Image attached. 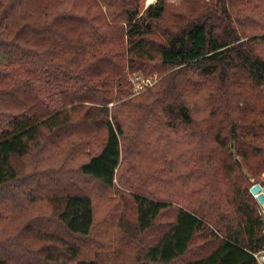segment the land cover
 <instances>
[{"label": "trees", "instance_id": "16d2710c", "mask_svg": "<svg viewBox=\"0 0 264 264\" xmlns=\"http://www.w3.org/2000/svg\"><path fill=\"white\" fill-rule=\"evenodd\" d=\"M140 2L0 0V264L122 260L111 223L131 264H258L264 0ZM128 71L159 79L131 95ZM92 182L120 209L100 218ZM49 237L71 260L38 245Z\"/></svg>", "mask_w": 264, "mask_h": 264}, {"label": "rangeland", "instance_id": "374dc122", "mask_svg": "<svg viewBox=\"0 0 264 264\" xmlns=\"http://www.w3.org/2000/svg\"><path fill=\"white\" fill-rule=\"evenodd\" d=\"M154 1L155 0H141L140 6H139L140 11L142 12L151 2H154ZM0 59H3V55L1 53H0ZM136 73L142 77L149 78L152 81V83L147 85L144 89L136 92L134 90L136 83L134 81H132V78H133L135 73L128 71L126 73V75H127V80L130 81L132 84V94L131 95H135V94H138V93L144 91L145 89L150 87L152 84H154L155 81H157L159 79V76H157V74L145 75V74H142L141 72H136ZM112 103L113 102H110L108 105L111 106ZM27 159L28 158H26V159H19L18 158L15 160V164H16L17 168H20L21 173H27L30 170V167H27V164H28ZM247 178H248L247 191L250 194H251L250 187L254 183L260 184V186L262 187V190L264 191V168L261 169L256 175L248 174ZM93 183L94 182H92V184ZM167 188H169V187L165 186L162 188V190L164 192L162 197L171 198V196H170L171 192L176 193V190H175V188H173V189L171 188V191L169 192V190H167ZM83 189L87 190V191H90L92 189L91 191L94 194L95 207H96V209H98V211H97L98 216L100 214H102L103 212H106V211H103V209L105 207L111 206L110 204H113V205L116 204L114 200L109 201L107 199L108 194H105V189L101 188V186H99L96 183H94L91 186L84 187ZM27 195H28V193H26V190H24V192L21 193L18 189H16L15 194L12 195V202L17 203V207H19L20 204L23 206V205H25V202L27 203L29 201L27 198ZM48 196H50V195H48ZM40 201L42 204L46 203L45 198H40ZM255 201H256V199H255ZM36 202H39V201L37 200ZM256 203H257V208L259 209L258 202L256 201ZM35 206H38V207L32 208V210H31L32 212H30V216H32V215L34 216V215L38 214V216L35 217V221L42 223V218L45 217L47 214H49L50 211L46 207H43L42 205L37 204ZM115 206H117V208L120 209V204H118V205L116 204ZM118 214H120V213H118ZM112 216H116V214H113ZM172 216H173V213L168 212L167 216L164 217L163 221H165V219L171 218ZM100 218H101V215H100ZM100 218L98 219L99 221H100ZM112 220H114V219H112ZM103 222H105V221L103 220ZM43 223H45V222H43ZM103 228L106 229L105 233L108 236H110L111 238H116L117 243L120 245V248L122 250V260H118L115 256L109 257L107 255V252H105V253L96 252V256L98 258L100 257L99 261L102 264H131L132 262H134V255L130 254L128 250H127L128 252H126L124 250V247L126 246V242H128V234L121 228L116 229L112 223L109 226L108 225L103 226ZM130 228H131V226H130ZM102 229H101L100 224L97 222V224H96V226L92 232V233H94L93 237H97V235L100 234L99 232H101ZM132 235H135V231L132 232ZM85 240L86 239L81 238V239H79V241L77 239H70L69 241H71V242L74 241L75 244H78V246L82 248L81 249V255H84V256L89 255L90 256V255L94 254L93 252H95V250L90 246L85 247ZM37 243H38V245H43L45 247H49L48 250L51 251L53 254H55L57 258L59 257V260H63V261L71 260L70 256L67 254H64L62 256L58 255L59 251H61L64 248V246L62 244H60L59 242L52 240L51 237H49L47 240H45V238L41 239V240L37 241ZM126 248H127V246H126ZM40 264H43V263L40 262ZM50 264H52V263H50Z\"/></svg>", "mask_w": 264, "mask_h": 264}, {"label": "built area", "instance_id": "2783aa9c", "mask_svg": "<svg viewBox=\"0 0 264 264\" xmlns=\"http://www.w3.org/2000/svg\"><path fill=\"white\" fill-rule=\"evenodd\" d=\"M132 81H134L136 83V85L134 87V90L136 92L144 89L147 85L152 83V81L149 78L142 77V76H140L137 73L134 74V76L132 78ZM254 184H252V185H254ZM260 192L264 193V191L262 190V187H261ZM251 194L256 199V201L258 202V205H259L258 213H259V215H260V217H261V219L263 221V223H262V232L264 234V202H260L258 200V198H257L258 192L257 193H251ZM252 254H253L254 258L256 259V261L258 262V264H264V243L258 250L252 252Z\"/></svg>", "mask_w": 264, "mask_h": 264}, {"label": "water", "instance_id": "95a60500", "mask_svg": "<svg viewBox=\"0 0 264 264\" xmlns=\"http://www.w3.org/2000/svg\"><path fill=\"white\" fill-rule=\"evenodd\" d=\"M260 190H261V186L258 183H255L250 188L251 193H257L258 192V195H257L258 200L260 202H264V193L260 192Z\"/></svg>", "mask_w": 264, "mask_h": 264}]
</instances>
